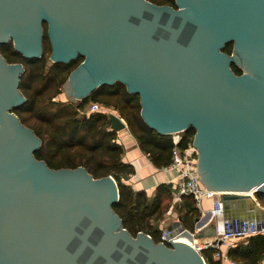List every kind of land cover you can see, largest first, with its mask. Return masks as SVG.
I'll list each match as a JSON object with an SVG mask.
<instances>
[{"label": "water", "instance_id": "1", "mask_svg": "<svg viewBox=\"0 0 264 264\" xmlns=\"http://www.w3.org/2000/svg\"><path fill=\"white\" fill-rule=\"evenodd\" d=\"M176 3L0 0V264H207L190 244L125 228L113 175L56 169L35 156L42 140L15 112L27 101L24 65L1 47L42 57L45 24L52 62L84 58L62 86L70 102L122 82L140 95L150 128L196 129L198 173L220 193L225 219H264L254 197L264 193V0ZM106 115L111 130L129 128L115 108ZM206 230L215 236L213 224Z\"/></svg>", "mask_w": 264, "mask_h": 264}, {"label": "trees", "instance_id": "2", "mask_svg": "<svg viewBox=\"0 0 264 264\" xmlns=\"http://www.w3.org/2000/svg\"><path fill=\"white\" fill-rule=\"evenodd\" d=\"M157 4H168L177 8L176 0H150ZM45 24L44 54L40 58H25L15 50L12 42L1 47L5 58L11 62H21L29 69V79L23 80L21 90L27 101L15 109L22 122L27 123L24 115H31L40 126L30 127L42 140V130H47L48 142L43 138L42 146L35 152L38 159L45 160L52 168H76L84 166L93 176L103 177L113 175L118 182L120 199L113 208L122 218L124 227L133 235L143 231L150 234L159 242L162 230L154 228L152 220L163 217L166 209L171 205L173 186L171 183L160 184L153 198L141 190L136 191L127 183V179L135 173V168L123 161L124 147L117 143V132L110 129V121L106 114L101 112L85 113L76 117L72 102H57L49 91L57 86V92L68 79L70 73L83 61L79 57L70 63L52 62L48 67L52 52L51 43ZM233 42L226 44L224 51L229 54L233 50ZM237 74L243 70L232 64ZM40 83V85H38ZM49 101L46 102V98ZM98 102L106 107H114L121 117L125 118L131 133L157 167H167L172 161V151L175 147L172 134H160L150 128L141 116L140 95L128 92L126 85L116 82L113 85H102L93 91L87 98L80 101L79 109L89 107ZM56 106V108H54ZM77 111V109H76ZM182 138L178 143L180 148L187 147L193 142L196 129L188 128L181 132ZM79 156V160H77ZM125 178V179H122ZM257 195L264 200V193ZM176 209L179 211L186 228L195 230V223L201 217V212L195 205L193 196H184ZM213 249L202 252L207 264H224L225 260L215 259ZM229 257L241 264H263L264 261V234L253 235L239 242L229 250Z\"/></svg>", "mask_w": 264, "mask_h": 264}, {"label": "built area", "instance_id": "3", "mask_svg": "<svg viewBox=\"0 0 264 264\" xmlns=\"http://www.w3.org/2000/svg\"><path fill=\"white\" fill-rule=\"evenodd\" d=\"M108 110L111 109L98 102H93L88 109V113L101 112L106 114ZM181 138L182 136L174 138L175 147L172 151V161L166 167L167 170L176 174L175 180L171 182L174 188V202L180 203L184 196H193L195 205L201 212L199 220L206 216V214L210 215L216 232L212 240L205 242H199L195 238L199 228H196L194 231L186 229L181 234L187 237L191 236L190 239L192 240L193 247L201 254L205 250L213 249L215 250L214 257L216 259H223L229 264H241L229 257V250L236 247L239 241L247 237L264 234V219L258 221L235 217L225 219V203L220 193L208 189L200 179L201 176L198 173V149L194 145V142H191L185 148H180L178 143ZM206 200L211 202L210 208H205L204 203ZM179 236L180 233L174 234L171 230L166 229L163 231L160 241L170 244V240L172 242L176 241Z\"/></svg>", "mask_w": 264, "mask_h": 264}, {"label": "crops", "instance_id": "4", "mask_svg": "<svg viewBox=\"0 0 264 264\" xmlns=\"http://www.w3.org/2000/svg\"><path fill=\"white\" fill-rule=\"evenodd\" d=\"M117 143L123 145L124 154L123 161L134 166L135 173L127 180V183L130 184L136 191H145L150 198H153L157 192V188L160 184L166 183L169 184L175 180L176 174L166 169V167H157L149 156L142 151L134 135L131 133L130 129L117 132ZM173 194V193H172ZM181 203V202H180ZM178 203L174 202V199L171 197V205L166 209L165 214L162 218L158 220H152L154 228L162 230L168 229L171 230L174 234L180 233L186 228L179 211L176 209ZM211 202L206 200L204 203L205 208H210ZM249 211L252 209H248ZM251 212V211H250ZM252 213H247L248 216H251ZM203 223L200 228L204 231H201L200 238L197 239L199 242H205L207 240H212L214 236H210V233L206 228L213 224L211 222L210 215L206 214L203 218ZM197 228V222L195 223V229ZM189 230V229H188ZM179 236V237H180ZM224 264H229L225 261Z\"/></svg>", "mask_w": 264, "mask_h": 264}, {"label": "rangeland", "instance_id": "5", "mask_svg": "<svg viewBox=\"0 0 264 264\" xmlns=\"http://www.w3.org/2000/svg\"><path fill=\"white\" fill-rule=\"evenodd\" d=\"M52 61L50 60L48 63H47V68L44 70L45 74L47 73V70H48V67L51 65ZM24 65V64H23ZM29 69H27V67H25L24 65V71L21 75V83L23 82V80L27 81L29 79ZM38 85H40V83H38ZM61 91L58 93L57 92V86H54L50 91H49V95L53 96V100L54 101H57V102H69V100L67 99V96L65 95L64 93V89L63 87L61 86L60 87ZM50 96H48L46 98V102H48L50 99H49ZM56 108V106L54 107ZM109 109H113L114 107L110 106L108 107ZM89 109V105L86 106L85 109H80L81 111L77 110L74 108L73 109V112L76 113V117H82L85 115V112H87ZM116 110V109H115ZM84 112V113H83ZM116 113L120 114L118 110H116ZM25 117V120L27 121V123L23 122L25 125L27 126H40V124L36 123L37 121H35V118L32 117L31 115H24ZM125 119V118H123ZM126 121V120H125ZM41 129V133H42V143H43V138H45V141L48 142L49 140V135H48V132L47 130H42V127L40 128ZM183 133H174L172 134L173 135V138H178L179 136H182ZM41 139V138H40ZM77 160H79V156H77ZM254 197L258 200V202L264 206V200L262 201L260 199V197L257 195V194H254ZM240 242V241H239ZM215 258V257H214ZM216 259V258H215ZM218 260V259H217ZM264 264V261L262 262Z\"/></svg>", "mask_w": 264, "mask_h": 264}, {"label": "bare ground", "instance_id": "6", "mask_svg": "<svg viewBox=\"0 0 264 264\" xmlns=\"http://www.w3.org/2000/svg\"><path fill=\"white\" fill-rule=\"evenodd\" d=\"M178 241L179 242H184V243H187V244H190L191 246H193L192 240L189 237H187V236H184V235L180 236L178 238Z\"/></svg>", "mask_w": 264, "mask_h": 264}, {"label": "flooded vegetation", "instance_id": "7", "mask_svg": "<svg viewBox=\"0 0 264 264\" xmlns=\"http://www.w3.org/2000/svg\"><path fill=\"white\" fill-rule=\"evenodd\" d=\"M47 33H48V30H47ZM45 35H46V34H45ZM44 41H45V36H44L43 42H44ZM43 44H44V43H43ZM81 62H82V61H81ZM81 62H80V63H81ZM80 63H79V64H80ZM235 64H236V63H235ZM236 65H237V64H236ZM72 103H73L75 106H77V107H76L77 110L81 111V110L79 109V103H80V101L72 102ZM85 113H88V111L85 112ZM93 113H95V112H93Z\"/></svg>", "mask_w": 264, "mask_h": 264}]
</instances>
